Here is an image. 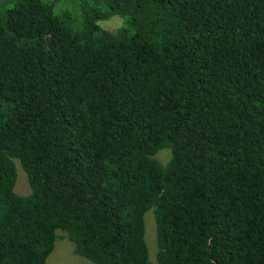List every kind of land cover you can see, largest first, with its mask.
<instances>
[{
    "label": "trees",
    "instance_id": "16d2710c",
    "mask_svg": "<svg viewBox=\"0 0 264 264\" xmlns=\"http://www.w3.org/2000/svg\"><path fill=\"white\" fill-rule=\"evenodd\" d=\"M9 2L0 264H264V0Z\"/></svg>",
    "mask_w": 264,
    "mask_h": 264
},
{
    "label": "rangeland",
    "instance_id": "374dc122",
    "mask_svg": "<svg viewBox=\"0 0 264 264\" xmlns=\"http://www.w3.org/2000/svg\"><path fill=\"white\" fill-rule=\"evenodd\" d=\"M10 0H0V13L9 5ZM125 23L124 17L114 15L109 19H105L100 24L112 32H116ZM172 157L170 148H163L157 153V158L162 164H167ZM17 166V181L15 184V191L19 195H29L32 190L28 181V177L21 162L15 159ZM146 233L145 239L149 247V259L151 264H157L156 255L158 251V243L156 236V218L154 209H150L145 214ZM59 237L57 238L55 248L47 258L45 264H95L86 257L75 252V244L68 238L66 233L59 230Z\"/></svg>",
    "mask_w": 264,
    "mask_h": 264
}]
</instances>
